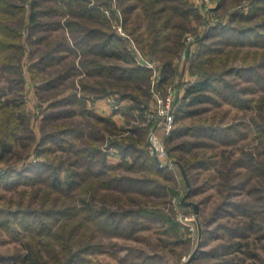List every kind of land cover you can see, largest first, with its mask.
<instances>
[{
    "label": "rangeland",
    "instance_id": "374dc122",
    "mask_svg": "<svg viewBox=\"0 0 264 264\" xmlns=\"http://www.w3.org/2000/svg\"><path fill=\"white\" fill-rule=\"evenodd\" d=\"M126 1L106 0V8L103 9L105 19L98 17L97 26L102 33H106L107 28L115 32L108 50H115L123 58L112 60L126 67L139 63L147 69V78L144 74L138 75L133 85L148 93L145 98L142 97L144 100L147 97L152 100L155 80L151 77L156 74L154 79L159 81L163 60L145 45V42L152 40V35L147 29L149 21L144 18L142 8L137 6L124 12L125 5L131 3ZM220 1L205 13L199 10L198 0H188L194 12L173 18L175 22L185 25V31L180 53L173 58V80L165 87L157 86L161 93H167L166 90L172 84H175V93L176 84H181L179 67L187 58V52L185 57H182V53L195 44L209 26L229 23L230 28L242 30L259 22L256 0H223L221 5ZM173 3L178 2L170 1L168 5ZM88 4L91 7L96 5L95 0ZM51 5L56 11L42 17L47 24L44 29L30 33L27 23H23L22 27L15 25L18 33L27 37L24 49L12 51L8 61L0 64V128L9 125L3 123L6 108L12 109V116L18 123L17 137L12 142L0 138V173L6 172L11 179L18 174L28 177L41 173L45 175L41 163L58 165L61 176L68 163L82 172L85 169L83 162L90 157L79 158L72 150L83 147L97 148L99 153H107L108 164H118L124 159L120 149H124L122 144L126 143L121 137L142 136L147 141L155 123L148 119L152 102L150 106L145 100L138 107L129 108L127 106L134 105L132 98L127 102H118V96L110 94L113 91H124L122 87L132 83L124 80L116 85L119 88L114 89L102 74L92 73L95 70L88 61L99 59L103 63L105 57L93 58L87 54L82 46L84 42L80 44L78 36L71 32L74 28L70 29L66 25V20L76 23L75 17L71 16L69 10L63 12L61 4ZM24 6L28 13L29 4L25 2ZM44 7L50 6H39L41 9ZM233 12L242 13L249 20H231ZM9 24L13 25L14 22ZM211 39L218 38L214 34L208 40ZM128 49H131L135 60L127 54ZM225 49L230 51L231 60L220 66L222 76L234 88L248 87L252 82L247 78L229 74L225 70L233 66L243 67L245 64L260 65L264 60V48L244 46ZM232 53H237L235 58ZM50 55L52 60L48 59ZM148 64L153 68H148ZM197 64L195 73L188 71V81L197 79L208 70H203L206 66L214 63L210 60L209 63L203 61ZM259 73L264 79L263 67ZM188 81L182 83V86H187ZM252 86L253 90L247 95L243 94L244 97L256 99L264 95L261 84ZM106 92L109 95L102 96ZM134 92L138 94L141 90ZM204 94L210 98L193 104L189 112L184 111V99L181 98L179 103L181 113L174 126L182 125L192 132L184 131L172 142H166L161 131L155 133L163 141L166 152L164 163L169 172H166L168 174L165 178L156 180L158 185L153 190L148 183L142 189L137 184L128 189H115L97 182V187L87 192L86 198L94 207L118 212L128 208L133 209V212L140 209L138 221L131 227L133 231L129 235L121 226L114 232L111 231L112 225L104 229L93 228L97 231L96 240L104 245V250L90 254L87 264H185L196 247L197 252L200 250L201 253L188 264H210L219 261L221 257L215 252L209 255L214 246L239 241L240 249L228 253L229 259L233 258L237 264H264V146L255 136L252 119L255 118L261 124L264 114L253 107L255 100L244 108L224 100L221 95L210 94L208 91ZM112 100L118 105L116 110H110ZM99 101H103L100 109L97 107ZM17 102H20V106L15 105ZM177 106L175 100L174 111ZM106 109H109L108 113ZM101 118L109 120L112 125L101 121ZM232 125L235 126L233 131L230 130ZM206 128H210L212 134L199 131L193 133L195 129ZM3 144L8 145L5 150H1ZM180 144L185 145L184 149L178 147ZM45 147L50 150L44 151ZM145 149L150 151V146ZM244 151L251 154L243 155ZM100 155L92 157L91 171L97 169ZM245 159L257 170H246L245 164L237 166V163H245ZM38 165L41 168H35ZM119 171L117 173L128 176H147L146 172L141 174L130 169ZM42 178L38 186L49 184V181H43ZM14 182V186L13 181L8 184L0 182V207L21 211L27 208L33 210L41 205L40 192L31 195L36 190L34 185L18 182L16 178ZM55 194L53 192L51 197ZM182 200L196 203L197 211H194L192 205L185 206ZM121 205H124L123 209L118 208ZM13 230L10 233L0 227V264H24L21 259L28 251L27 246L32 247L30 241L39 244L44 240L32 231L22 233L21 226H13ZM16 232H19L18 237Z\"/></svg>",
    "mask_w": 264,
    "mask_h": 264
},
{
    "label": "trees",
    "instance_id": "16d2710c",
    "mask_svg": "<svg viewBox=\"0 0 264 264\" xmlns=\"http://www.w3.org/2000/svg\"><path fill=\"white\" fill-rule=\"evenodd\" d=\"M89 1L91 0H0V64H4L8 61V56L12 51L14 52L18 49L22 51V48L24 49V42L27 37L25 38L21 33H18L15 25L17 27H22L23 23H27L28 32L30 33L35 30L44 29L47 24L42 20V17L56 11L51 4H61L62 11L66 12L69 10L71 16L75 17L77 20L76 23H71L70 20H66V25H68L70 29L71 27L74 28L71 32H73L75 36H78L80 44L84 42L82 46L86 49V53L92 55L93 58L100 56L105 57L106 61L103 63H100L98 61L99 59H90L88 61L89 65H93L92 67L95 70L92 71V73L102 74L103 77H106L110 82L108 83L109 86L114 89L119 88V86L116 85L120 84L119 82L121 81L126 80L132 83V85L126 84L125 87H122L124 91H113L110 94L117 95L118 102H127L129 98H132L134 105L127 106L129 108L138 107L145 100L148 101L147 104L151 105L152 100L149 97L145 100L143 99L148 93L141 88L137 89L138 87L133 85V80L138 79V75L143 76L144 74L147 78L145 75L147 74V69L137 62V65L134 64L133 66L126 67L112 60L114 58L117 60L123 58V56H120L115 50H108V48H110L109 43L115 36V32L112 33L110 29L107 28V32L104 31L106 33H102L97 26L99 25L98 17H103L105 19L103 9L106 8V0H95L96 5L94 7L88 4ZM170 1H177L178 3L168 5ZM25 2L29 4V6H27V8L29 7L28 13H26V7L24 6ZM126 2L131 3L125 5L124 8H126V10L124 9V12L140 6L144 18L149 21L147 29L150 31L149 34L152 35V40H150V42H145V45L152 53L158 55L160 59L163 60L161 64V76L157 85L165 87L173 80V58L180 53L182 48V35L183 31H185V25L181 22H175L173 18L179 15L188 16L194 12V8L189 4L188 0H127ZM222 2L223 0L220 1V5ZM41 5H48L50 7L41 9L39 8ZM255 8L256 13L260 14V18L258 20L259 22L254 26L245 27V29L241 30L230 28L229 23L225 25H211L208 27L205 34L200 36L195 41V44L189 48V56L183 64L190 73L192 72L193 74L196 72L195 68L199 62L202 63L204 61L205 63H209V61L212 60L214 64L206 66L204 69L202 68L205 71L206 69L208 70L197 79H194V81H188L187 86H182V83L186 81H180V96L177 97L176 103H178V106L176 111H174L175 122H178V117L181 113L179 104L181 100H185L183 102L185 106L184 111L189 112V108H191L193 104L204 102L210 98L204 94L206 91L210 94L214 93L216 95H221L224 100L244 108L250 106V103L255 100L253 107H255L258 112H263L264 114V95L256 99L250 96L244 97L243 95H247L248 92L253 90L252 84L255 86L261 84V88L264 89V79H262L259 73V69L261 67L264 68V60L260 65L255 64V66H253L245 64L243 67L240 66L239 68H235L233 66L225 70V72L229 74L242 76L252 82L251 85L245 88L240 87L237 89L232 87L222 76L221 70H219L221 69L220 66L226 64L230 59V51H227L225 47L255 46L256 48H264V0H256ZM233 18H238V22L249 20V18L243 17L242 13L238 12H233L231 20ZM10 22H14V24L10 25ZM214 34L218 39L208 40L209 37L211 35L214 36ZM117 37H120V35L117 34ZM85 39L86 41H84ZM128 52L127 54L133 57L131 49H128ZM237 53H232L233 58L236 57ZM48 59L52 60L53 57L50 55ZM133 59L135 60V57H133ZM114 82L117 83L114 84ZM139 90H141V92L138 94L134 92ZM103 91L105 92L106 89H103ZM106 94L107 92L103 93L102 96H106ZM18 104L20 106V102H17L15 105ZM12 113V109L6 108V117L4 122H2L9 125H2L0 128V138L4 137L3 139H6V141L8 140V142H12L17 137L16 127L18 123L14 120ZM94 113L99 114L96 111H94ZM99 116L101 115L99 114ZM252 119L255 125V136L264 146V117L261 124H258L255 118ZM101 121L112 125L109 120H103V118H101ZM232 126L230 127L231 131L235 130V126ZM184 131L192 132L190 128H185L182 125L181 127L178 125L176 127L174 126L171 134L165 138L166 142L175 141ZM196 131L212 134L210 128L203 130L195 129L193 133ZM121 138L126 140V143L122 144L124 149H120L124 159H121L118 164H108L106 160L107 153H99V149L97 148L91 149L90 147H83L72 150L76 155H79V158L90 157L83 162L85 169L82 172L77 171V167H71L70 163H68L66 164L67 167L64 175L61 176L58 173V169H60L58 165L41 163L46 171L45 175L41 173L38 174V176L33 175L28 177L23 174H18L17 177L11 179L10 175L8 176L6 172L0 173V182H7L8 184L13 181L14 186L16 185V182H14L16 178L18 182L20 181L35 186L36 190L31 193L32 196L38 195V192H40L39 200L41 205L36 209L31 210L27 208L21 211H12L10 209L5 210V207H0V227L12 233L14 231L13 226H21L23 228L22 233L32 231V233H36L39 237L44 239L43 242L39 244L30 239L32 247L27 246L28 251L23 255L21 259L22 263L87 264L90 261V254L102 252L104 250V245L96 240L97 231L93 228L97 227L98 229H104L105 226L108 227L112 225L111 231L114 232L116 228H120L121 226V229L127 230V235L132 233L133 229L131 227L137 223L139 215L138 210L140 209L133 212V209H123L124 205H121L118 206V208L123 210L118 212L115 210H106L105 207H94L91 205V201L86 198L88 195L87 192L95 189L97 187V182H101L107 187L115 189H128L130 186H136V184L139 186L138 188L142 189L143 185L148 183L151 184L149 188L152 189L158 185L156 180L165 178L168 174L166 172L169 171L166 163L160 166L151 155L150 151L145 149L148 146L146 137L139 136L134 138L132 135H126V137ZM45 141L46 140H43V142ZM119 145L121 144L119 143ZM7 146L8 145L5 146L3 144L1 150H5ZM41 147H44V145ZM178 147L184 149L185 145L180 144ZM49 150L50 149H47V147L44 148V151ZM167 152H169V150H167ZM95 154H101V157L97 161V169L91 171L92 157H94ZM242 154L250 155L251 153H246L244 151ZM128 157L130 159H127ZM202 160L204 159H198V161ZM241 161L244 162L242 158ZM242 162L237 163V166H243L245 164L246 170H257L254 169L252 163L247 159H245V163ZM35 168H41V166L38 165ZM118 169L120 170L119 172H122V169H130L135 172L138 171L141 174L146 172L147 176L135 177L122 173L119 174L117 173ZM42 175L45 179L42 178ZM40 178H42L43 181H49V184L42 187L38 186ZM75 190L77 193H73ZM53 192H56V194L51 197ZM231 207L235 208L236 205H231ZM15 235L18 237L19 232H16ZM240 247V241L230 244H217L209 252V255L215 252L218 256L221 255V257L219 261L210 264H237L234 263L233 258H228V253L233 250H239ZM200 253L201 251L199 250L193 260H195Z\"/></svg>",
    "mask_w": 264,
    "mask_h": 264
},
{
    "label": "built area",
    "instance_id": "2783aa9c",
    "mask_svg": "<svg viewBox=\"0 0 264 264\" xmlns=\"http://www.w3.org/2000/svg\"><path fill=\"white\" fill-rule=\"evenodd\" d=\"M218 0H198V7L199 10L204 11L205 13L207 11L212 10V8L215 6V3ZM203 14V12H202ZM190 46L188 47V49ZM187 51H184L182 53V57H185ZM148 68H153L152 65H147ZM156 76V74L154 75ZM154 76L151 77L152 80H155V83L153 84L154 89L152 91V104L150 114L148 115V119L150 121H156L159 120L158 126L161 128L163 132V138L168 137L171 134V131L174 128L175 125V113H174V103H175V93H174V85H170L169 88L166 90L167 93L163 94L160 92V90H157V78L154 79ZM172 90V91H171ZM113 105L110 107V110H116L118 108V105L111 101ZM107 113L109 112V109H106ZM166 156L165 147L163 145V141L158 138V160L160 161L159 165H163L164 158Z\"/></svg>",
    "mask_w": 264,
    "mask_h": 264
},
{
    "label": "water",
    "instance_id": "95a60500",
    "mask_svg": "<svg viewBox=\"0 0 264 264\" xmlns=\"http://www.w3.org/2000/svg\"><path fill=\"white\" fill-rule=\"evenodd\" d=\"M189 52V49H187V53ZM160 119H157L155 121V123L153 124L148 136H147V143L150 146V153L151 155L156 159L157 163H160V161L158 160L157 154H158V138L155 134L156 128L158 126ZM184 200V199H183ZM182 200V203L185 205H192L194 211H197V204L194 202H184ZM198 250V247L195 248V250L191 253V255L189 256L188 260L186 261L185 264H188L191 260H193V258L196 255V252Z\"/></svg>",
    "mask_w": 264,
    "mask_h": 264
},
{
    "label": "crops",
    "instance_id": "0c3cea01",
    "mask_svg": "<svg viewBox=\"0 0 264 264\" xmlns=\"http://www.w3.org/2000/svg\"><path fill=\"white\" fill-rule=\"evenodd\" d=\"M189 56V52L187 53V57ZM160 79V78H159ZM188 80H190V75H189V72H188V70H187V68H186V66L184 65V64H182V66H180L179 67V82L180 81H188ZM176 82V81H175ZM172 85H175V84H172ZM177 85V88L175 87V100L177 101V97L178 96H180V83H178V84H176ZM102 103H103V101H99V103L97 104L98 106L97 107H99V109H100V107L102 108ZM161 131L162 132V130H161V128L159 127V126H157V128H156V131H155V133L157 132V131ZM163 133V132H162ZM163 135V134H162ZM160 139V138H159ZM185 206H188V205H185Z\"/></svg>",
    "mask_w": 264,
    "mask_h": 264
}]
</instances>
